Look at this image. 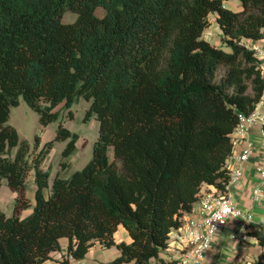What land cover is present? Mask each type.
Segmentation results:
<instances>
[{
	"label": "trees",
	"instance_id": "1",
	"mask_svg": "<svg viewBox=\"0 0 264 264\" xmlns=\"http://www.w3.org/2000/svg\"><path fill=\"white\" fill-rule=\"evenodd\" d=\"M225 1L0 0V186L6 178L16 192L11 216L0 206V264H42L61 237L64 264L97 242L120 249L103 264H176L161 254L172 230L204 184L225 192L232 133L264 98L262 57L245 42L264 38V0L236 9ZM66 11L76 19L65 22ZM215 12L226 48L203 36ZM21 97L41 126L59 118L62 103L90 102L86 117L99 128L82 169L57 173L50 186L42 159L56 140L70 139L69 156L79 136L60 123L34 154L9 123ZM32 170L35 203L22 217ZM119 225L130 241H116ZM250 235L264 248L262 221ZM246 264H264V250Z\"/></svg>",
	"mask_w": 264,
	"mask_h": 264
},
{
	"label": "rangeland",
	"instance_id": "2",
	"mask_svg": "<svg viewBox=\"0 0 264 264\" xmlns=\"http://www.w3.org/2000/svg\"><path fill=\"white\" fill-rule=\"evenodd\" d=\"M225 4L229 8L236 9L239 6L240 1L226 0ZM97 13L102 15L104 10L102 8H98ZM76 16L75 12L66 11L64 13V21H74ZM209 19L211 23L204 31V38H207L212 44L226 48L225 44L222 42L223 32L217 21V13H210ZM250 43L251 42H248L246 46L255 45L260 49H264V38L259 41L254 40L251 44ZM262 60L264 72V56L262 57ZM262 101L263 102L259 105L258 109L264 110L263 107L260 108L261 105H264V98ZM89 106L90 102L84 98H80L74 102L70 108L66 107L64 103H62L55 108L60 111L59 118L47 126L40 125L39 114L28 105L23 97L20 98V103L18 105L11 108L9 123L18 130L22 139H27L29 141L31 150L34 154L40 152L44 148L46 142L55 139L60 123H63V125L68 127L72 132L78 134L79 138L76 142V149L70 153L69 156H64L63 153L70 139L56 140L54 145L42 159L40 166L43 170L50 172V185L57 173L71 174L76 170H80L91 160L93 156V146L98 135L99 122L95 116L90 118L86 117ZM259 114L260 118H257L254 122L260 121L263 123L261 118L264 116V113L260 112ZM36 135L40 136V143L37 150H35ZM248 138L254 140L250 135H248ZM14 150H16V148ZM109 154L111 158H113L112 149H110ZM64 162H67L68 164L64 165ZM36 188L35 170H32L27 178V192L31 196H34ZM15 202L16 192L9 187L8 181L5 178L0 186V206L7 215L11 216L14 213ZM32 209L33 208L31 207L28 211H22L21 215L23 217L29 215ZM262 222L264 223V218L262 219Z\"/></svg>",
	"mask_w": 264,
	"mask_h": 264
},
{
	"label": "crops",
	"instance_id": "3",
	"mask_svg": "<svg viewBox=\"0 0 264 264\" xmlns=\"http://www.w3.org/2000/svg\"><path fill=\"white\" fill-rule=\"evenodd\" d=\"M253 41L254 40L249 39L245 42L248 44V42L252 43ZM262 107L264 108V105L260 106V108ZM258 110L259 112L264 113V110ZM262 125L263 123L256 121L250 127L248 135L254 139L255 144L257 145V152L243 164L244 176L241 180L232 184L229 190L233 202L242 208H252L255 213V220L257 221H262L264 218V201L254 203L252 200V191L254 187L261 184L255 169L256 166L264 159V129ZM232 136L234 137L235 148L233 154L227 161L228 168L237 163L236 156L244 145L243 137L236 135L235 132L232 133ZM209 189H214V185L204 184L202 186L201 192ZM50 192V187L45 189L46 196L49 195ZM28 194L29 193L27 192V195ZM28 197L31 200V207L33 208L35 203V192L34 196L29 194ZM197 206L198 201L194 205V208ZM28 209L29 208L24 209L23 212L28 211ZM192 215H195V211L187 213L184 219ZM237 225V221L232 220L224 229H222V231H220L214 241L212 249L199 264H246L247 262H250L251 260H254L258 257L264 248L260 246L256 239L251 235L246 241L239 237H233V234L237 229ZM176 231L177 229L172 230L168 241V246L161 253L162 256L167 260L179 259L181 252L187 244L186 241L180 240L176 237ZM115 238L116 241L131 240L129 232L123 225H119L117 231L115 232ZM68 243L69 239L67 237H61V249L52 252V258L46 260L42 264H64L63 259L67 254ZM119 254L120 249L117 246L114 245L111 247H106L102 243L97 242L89 249L88 253L83 259L75 260L70 257L69 264H103L104 262L112 260Z\"/></svg>",
	"mask_w": 264,
	"mask_h": 264
},
{
	"label": "built area",
	"instance_id": "4",
	"mask_svg": "<svg viewBox=\"0 0 264 264\" xmlns=\"http://www.w3.org/2000/svg\"><path fill=\"white\" fill-rule=\"evenodd\" d=\"M247 47L253 49L260 57L264 56V49L255 45H247ZM259 113L257 109L251 115L243 117L234 131L236 135L243 137L244 145L236 156L237 163L229 167L230 179L226 183L225 192L215 186L214 189L201 192L198 206L192 210L195 211V215L185 218L183 224L177 228L176 237L186 241L187 244L176 264H199L212 249L217 235L232 220L237 221L238 224L233 237H239L244 241L249 239L255 213L252 208L246 209L235 204L229 190L232 184L242 179L243 164L256 152L255 142L248 138V131L252 123L260 118ZM261 121L264 122V116ZM255 171L261 184L253 189L252 200L258 203L264 201V159L256 166Z\"/></svg>",
	"mask_w": 264,
	"mask_h": 264
}]
</instances>
